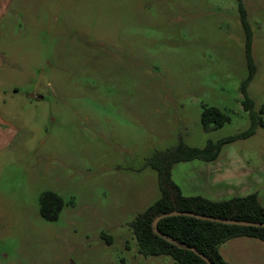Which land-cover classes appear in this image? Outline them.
Wrapping results in <instances>:
<instances>
[{"label":"rangeland","instance_id":"374dc122","mask_svg":"<svg viewBox=\"0 0 264 264\" xmlns=\"http://www.w3.org/2000/svg\"><path fill=\"white\" fill-rule=\"evenodd\" d=\"M243 6L259 110L264 0ZM246 39L238 0H11L0 18V103L13 130L0 150V264H178L142 254L130 225L161 196L147 162L250 126ZM207 106L230 120L206 131ZM241 144L264 165L263 126ZM46 191L64 200L57 220L40 214ZM220 251L232 264H264L259 238Z\"/></svg>","mask_w":264,"mask_h":264},{"label":"trees","instance_id":"16d2710c","mask_svg":"<svg viewBox=\"0 0 264 264\" xmlns=\"http://www.w3.org/2000/svg\"><path fill=\"white\" fill-rule=\"evenodd\" d=\"M238 2L242 25L246 31V56L250 68L249 75L241 87L244 94V107L251 112L250 126L244 131L222 137L217 141L208 140L202 147L191 146L181 141L172 148L159 151L148 159L147 164L158 171L161 196L130 222L138 249L144 255H170L178 264H208L189 248L194 246L215 264H231L221 253V244L238 236L257 237L264 240V226L225 224L186 215H173L160 219L158 232L154 230L153 226L156 216L172 210L264 222V206L256 194L221 201H213L200 195L186 196L171 174V168L175 162L194 158L213 159L225 142L247 138L253 135L259 126L264 127V121L259 115L264 112V106L256 110L255 101L249 96L247 90L256 72V64L252 55L253 34L243 0H238ZM201 120L204 129L212 131L222 127L225 122L230 120V117L219 107L207 106L203 109ZM63 205L62 196L55 191H46L40 197V214L45 219L57 220ZM165 235L176 242L168 239Z\"/></svg>","mask_w":264,"mask_h":264},{"label":"crops","instance_id":"0c3cea01","mask_svg":"<svg viewBox=\"0 0 264 264\" xmlns=\"http://www.w3.org/2000/svg\"><path fill=\"white\" fill-rule=\"evenodd\" d=\"M10 1L0 0V18L5 14ZM5 70H7V66H4L3 61L0 60V75ZM3 95L6 100L8 95L6 89H0V99ZM3 106L0 103V150L6 148L13 134L11 127L6 124L9 121L4 117ZM234 141L222 144L217 156L213 159L194 158L173 164L172 178L184 195H200L213 201H221L256 194L264 206V165L256 162L251 163L250 155L245 151L251 145L241 144L243 151H237L233 145Z\"/></svg>","mask_w":264,"mask_h":264},{"label":"water","instance_id":"95a60500","mask_svg":"<svg viewBox=\"0 0 264 264\" xmlns=\"http://www.w3.org/2000/svg\"><path fill=\"white\" fill-rule=\"evenodd\" d=\"M173 215H186V216L196 217V218L204 219V220L222 222L225 224L264 226V222L238 220V219H233V218H221V217H216V216L206 215V214H201V213H196V212H190V211L172 210L170 212L159 214L158 216L155 217L153 221L154 230L158 232V222L160 221V219L167 217V216H173ZM165 237L176 242L174 239L170 238L169 236L165 235ZM181 246H184V245L181 244ZM189 248L193 250L194 252H196L198 255H200L208 264H215L214 261H212L210 258H208L203 253L199 252L194 246H190Z\"/></svg>","mask_w":264,"mask_h":264}]
</instances>
